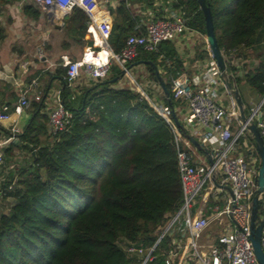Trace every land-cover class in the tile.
<instances>
[{
	"label": "trees",
	"instance_id": "16d2710c",
	"mask_svg": "<svg viewBox=\"0 0 264 264\" xmlns=\"http://www.w3.org/2000/svg\"><path fill=\"white\" fill-rule=\"evenodd\" d=\"M175 2L186 14V25L206 36L205 15L197 0ZM206 2L225 58L234 53L238 59L258 60L252 67L243 64L239 76L228 65L229 73L239 88L244 82L264 98V0ZM33 10L24 8L26 15ZM88 21L78 7L65 20L66 31L79 36L84 48L93 43ZM144 33L122 4L110 42L113 51L120 53L130 36ZM141 61L161 69L170 91L172 80L183 72L184 64L171 42L162 44L160 53L141 51L135 62ZM146 67L155 79V69ZM64 75L61 71V95L73 114L70 129L51 135L48 90L34 98L31 120L18 135L17 146L33 155L18 181L3 187L5 196L16 204L9 214L0 215V264H141V258L128 254L126 247L151 248L166 216L182 205L173 133L133 88L117 87L119 81L108 83L122 76L118 66L112 67L108 79L82 88L75 99ZM177 105L173 97L170 108ZM260 212L264 215V199ZM172 249L171 239L165 237L148 264H166Z\"/></svg>",
	"mask_w": 264,
	"mask_h": 264
},
{
	"label": "built area",
	"instance_id": "2783aa9c",
	"mask_svg": "<svg viewBox=\"0 0 264 264\" xmlns=\"http://www.w3.org/2000/svg\"><path fill=\"white\" fill-rule=\"evenodd\" d=\"M33 2L43 11L56 14L63 22L76 7L88 16V32L93 43L85 48L81 59L72 60L63 56L59 64L65 72L64 80L74 93L72 99L78 95L77 87L80 83L94 84L106 80L111 75L112 67L116 65L126 71L122 78L125 85L123 87L135 89L140 95V100L147 101L167 122L173 133L183 193L182 205L175 214L166 216L167 221L159 228V239L151 248L129 245L126 247L127 253L139 256L141 264H148L153 260V253L165 237L172 241L178 235L185 239L182 261L191 257L197 264H259L250 240V232L252 203L258 195L257 178L262 161L250 126L257 125L264 142V98L257 106L249 108V114H246L248 120L244 122L221 77L211 48L203 68L213 69L212 80L197 86L185 75H179L172 80V99L174 97L178 102L173 110L184 131L208 149L212 163L207 162L197 156L198 150L184 137L183 131L173 119L172 109L165 103L159 83L153 79L141 78L131 67L141 51L160 53L162 44L172 43L185 35L202 36L209 44L205 35L186 25V14L182 9L173 18L151 21L144 34L130 36L124 49L115 53L110 46L113 26L111 22L101 19L103 7L98 0ZM39 56L45 58L43 48L39 49ZM160 59H164L163 54H160ZM226 61L237 69L238 76L242 74L236 54H231ZM25 66H28V63ZM38 86V82L33 81L13 107L5 106L0 112V122L10 121L13 114L22 116L30 109V90L36 91L37 95L43 93L38 90ZM157 94L164 102L158 100ZM48 117L53 137L70 129L73 114L65 107L61 91L56 95V105L48 110ZM21 133L22 131L14 126L10 134L0 137V168L5 163V148L18 141V135ZM215 179L222 187L230 186L233 197L228 190L217 186ZM260 198L263 201L264 195ZM259 214L257 224L264 216L261 212ZM215 221L220 225L224 224V229L212 244L207 247L199 244L203 234ZM261 246L264 252V227ZM175 255V251H171L166 264H174Z\"/></svg>",
	"mask_w": 264,
	"mask_h": 264
},
{
	"label": "crops",
	"instance_id": "0c3cea01",
	"mask_svg": "<svg viewBox=\"0 0 264 264\" xmlns=\"http://www.w3.org/2000/svg\"><path fill=\"white\" fill-rule=\"evenodd\" d=\"M98 1L103 7L101 19L111 22L113 27L117 11L122 4H125L131 11L137 27L141 29H145L155 19L173 18L180 10L176 7L175 0ZM26 6L34 8L33 14H25L24 8ZM37 12L39 16L35 17ZM48 15L49 13L43 11L33 0L32 3L27 4L23 3V0H8L6 3L0 1V112L5 106L13 107L19 101L21 94L29 89L33 81L38 82L39 91L46 92L49 90L46 109L48 112L56 105V95L63 88V81L59 76L60 72L64 71L59 66L61 57L68 56L72 60H79L83 55L86 47L84 48L79 44V36L69 33L65 29V20L69 16L65 18L62 28L57 29L56 26L61 25L62 21L56 14H54V19H50ZM81 41L85 42L86 39L82 38ZM172 43L184 64L183 72L180 75H185L194 86L213 79V69L203 68V63L209 58L210 46L202 36L185 35ZM40 48L44 49L45 58H39ZM246 62L251 67L258 64L256 58L245 60L241 56L239 59L241 73L242 66ZM27 63L28 66H25ZM135 63L137 62L132 63L131 67L137 71L141 67H138L140 65L136 66ZM159 71L162 73L161 69ZM91 85L82 82L78 85L77 92L79 93L82 88ZM123 86H125L124 81L121 79L117 87ZM36 96V91L30 90L28 97L31 103ZM158 100L163 101L162 98ZM31 117L32 109L30 108L22 116L13 114L10 121L0 122V137L6 135L2 131L10 132L14 126L23 132ZM52 141L53 138L51 137ZM14 143V147L7 146L5 148V163L0 168V215L9 214L11 208L16 204L14 198L5 196L3 187L6 183L12 182L13 179L12 185L15 184L21 170L28 168L32 162L33 154L19 148L17 146L19 140ZM197 156L209 162L204 152L198 150ZM220 227L218 228L219 234L224 229L223 226V228ZM214 241H211L210 244ZM184 244L185 239L181 236L177 235L172 240V251L174 250L176 254L173 263L197 264L195 259L191 257L182 261Z\"/></svg>",
	"mask_w": 264,
	"mask_h": 264
},
{
	"label": "water",
	"instance_id": "95a60500",
	"mask_svg": "<svg viewBox=\"0 0 264 264\" xmlns=\"http://www.w3.org/2000/svg\"><path fill=\"white\" fill-rule=\"evenodd\" d=\"M197 2L200 5V8L205 15L206 37L209 42L210 48L212 50L213 57L217 62V65L221 72V77L225 81L232 99L236 102L238 106L241 119L245 122L248 120L247 115H246V105L241 95L240 88L238 86L236 78L229 73L226 58L218 43L216 33H215L214 19H213L211 8L207 4L206 0H197ZM48 16L50 17V19H54V15L52 13H49ZM63 24L64 22L62 21L61 25H57L56 28L61 29ZM141 64L145 66H152L155 69V74H156L155 80L161 86L162 91H163V97L167 101L168 106L172 107V104H173L172 93L168 89L167 84L163 76L161 75L159 69L157 68V66L154 65L151 61H141V62L135 63L136 66L141 65ZM125 74H126V71H122V76L115 77L109 80L108 83L113 84L115 82L120 81L125 76ZM171 112H172V117L177 123L178 127L183 131L184 137L187 140H189L193 144V146L196 147L199 151L204 152L208 160L212 163V160L210 158L209 152L207 151L206 147L203 144L199 143L197 139H195L192 135L184 131L183 126L178 121L175 111L172 109ZM250 131L254 136L256 147H257L258 153L262 161V166L259 171L258 178H257L258 195L253 199V203H252L250 240L253 244L254 252L256 254L259 264H264V252L261 246V234H262V230L264 227V216H263V219L260 221V223L257 224L259 220V216H260L259 213H260L261 201H262L260 196L264 195V142H263L260 131L256 124H253L250 126ZM215 184L219 186L220 188L222 187L221 185H219L216 179H215ZM222 188H225L226 190H228L233 197V191L230 186H224Z\"/></svg>",
	"mask_w": 264,
	"mask_h": 264
},
{
	"label": "rangeland",
	"instance_id": "374dc122",
	"mask_svg": "<svg viewBox=\"0 0 264 264\" xmlns=\"http://www.w3.org/2000/svg\"><path fill=\"white\" fill-rule=\"evenodd\" d=\"M23 3H25V4L32 3V0H23ZM141 65L138 66V67H141V68L138 69L135 73L137 75H139L143 79L152 80V78H150L151 77V73L148 70V68L145 65H142V66ZM148 72L150 73V77H148ZM127 87H129V86H127ZM240 92H241V95L243 97L244 103H245V105L247 107H249V106H253V107L254 106H257L263 100V98H261L259 96V94L255 90H253L252 88H250L244 82H242L241 85H240ZM157 97H158V99H161L160 96H158V94H157ZM220 226L221 227L222 226L224 227V224L223 225H220L218 221L213 222L211 224L210 228L207 229L205 235L203 234L202 238L199 240V244L207 247V245H209L211 241H214V239L216 238V236L219 234L218 228Z\"/></svg>",
	"mask_w": 264,
	"mask_h": 264
}]
</instances>
